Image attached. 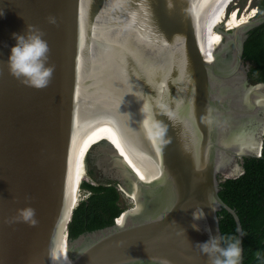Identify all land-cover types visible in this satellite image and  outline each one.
Wrapping results in <instances>:
<instances>
[{
    "label": "water",
    "instance_id": "1",
    "mask_svg": "<svg viewBox=\"0 0 264 264\" xmlns=\"http://www.w3.org/2000/svg\"><path fill=\"white\" fill-rule=\"evenodd\" d=\"M229 1L0 0V264H208L195 246L222 236L219 212L242 229L220 191L264 151V83L244 59L264 14L232 25ZM26 24L51 48L44 89L8 70ZM90 151L134 206L72 241Z\"/></svg>",
    "mask_w": 264,
    "mask_h": 264
},
{
    "label": "trees",
    "instance_id": "2",
    "mask_svg": "<svg viewBox=\"0 0 264 264\" xmlns=\"http://www.w3.org/2000/svg\"><path fill=\"white\" fill-rule=\"evenodd\" d=\"M258 15L264 14V0L256 4ZM244 59L250 64L249 77L252 83H264V24L247 33L244 43ZM101 152L86 158L90 180H83L81 190L89 194L77 204L69 224L72 241L87 232L111 226L127 209L123 204L125 194L121 183L108 173H100L97 161ZM246 173L238 179L221 183V198L236 210L246 233L242 238V264H264V151L261 157L244 158ZM85 178V177H84ZM94 183L92 185L91 183ZM222 236H239L233 214L223 209L219 212Z\"/></svg>",
    "mask_w": 264,
    "mask_h": 264
},
{
    "label": "clouds",
    "instance_id": "3",
    "mask_svg": "<svg viewBox=\"0 0 264 264\" xmlns=\"http://www.w3.org/2000/svg\"><path fill=\"white\" fill-rule=\"evenodd\" d=\"M3 15L4 11L0 8V16ZM47 20L50 24H56V18L53 16H49ZM26 25L24 34H12L16 43L11 47V54L7 60L8 70L10 75L21 84L36 89H44L50 85L55 72V64L49 62L51 48L48 41L43 38L46 35L44 31L35 25ZM160 135H164V130H161ZM25 216L31 219L32 226L38 223L35 219V209H29ZM193 219L194 221L204 219L203 211L199 215L194 213ZM172 223L177 225L175 221ZM192 227L197 231L200 230L196 223ZM180 231L185 234L184 229L180 228ZM205 231L210 233L207 228ZM236 231L239 236H221L220 234L212 236L210 234L208 241L198 243L195 247L199 248L201 253L209 254L208 264H241L243 248L239 237L246 233L240 228H237ZM212 251H218L219 256L210 255Z\"/></svg>",
    "mask_w": 264,
    "mask_h": 264
},
{
    "label": "rangeland",
    "instance_id": "4",
    "mask_svg": "<svg viewBox=\"0 0 264 264\" xmlns=\"http://www.w3.org/2000/svg\"><path fill=\"white\" fill-rule=\"evenodd\" d=\"M257 1L258 0H232V2L229 4V7L227 9V16H230V14H231V12L233 10H237L238 14H240L239 15L240 17H243V15L247 16V15H249L251 13V11L253 9H256ZM100 173H102V174L103 173H108L111 176V172H100ZM83 180H90V178H89L87 173H86L85 178ZM91 184L94 185L93 182ZM119 187H120V190H122L123 192L126 191V189L123 187V185H121V186L119 185ZM88 194L89 193L87 191H82L81 190V194H80V198L78 200V203H79V201H81L84 198H86L88 196ZM125 197H126L125 198V202L123 204L127 207V209L132 208L134 206V203H133L134 199L132 200V198L128 194H125Z\"/></svg>",
    "mask_w": 264,
    "mask_h": 264
},
{
    "label": "bare ground",
    "instance_id": "5",
    "mask_svg": "<svg viewBox=\"0 0 264 264\" xmlns=\"http://www.w3.org/2000/svg\"><path fill=\"white\" fill-rule=\"evenodd\" d=\"M231 2H232V0L229 1V4H230ZM228 7H229V5H228ZM256 13H257V10H256V9H253L249 15H247V16H246V15H245V16L243 15V17H240V16H239L240 14H238V11H237V10H233V11L231 12L230 16H227V19L231 22L232 25H235V24H238V23L243 22V21H245V20H248V19L253 18L254 16H256ZM256 148H257V142H256V140H255V143H254V146H253V149H252V150H255ZM237 171H239L238 168H237V166H234V169L232 170L231 173L235 174V173H237ZM85 175H86V173H85L84 176L82 177L81 181H80L79 184L77 185V187H76V189L74 190V192L72 193L71 197L69 198V199H70V205H69V208L72 207V204H73V203H75V202L78 203V200H79V198H80V194H81L80 186H81V183H82V181H83ZM127 192H129L128 195H129L132 199H134V195H133V193H132L131 191H127ZM134 200H135V199H134ZM77 203H76V205H77ZM65 242H66L65 239H62V238L59 239V241H58V243H57V245H58L57 253H58V254L61 253V251H62V249H63V247H64V245H65Z\"/></svg>",
    "mask_w": 264,
    "mask_h": 264
}]
</instances>
